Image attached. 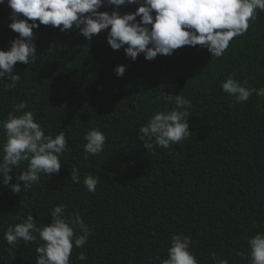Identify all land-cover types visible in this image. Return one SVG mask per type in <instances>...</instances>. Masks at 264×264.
I'll use <instances>...</instances> for the list:
<instances>
[{"label": "trees", "instance_id": "16d2710c", "mask_svg": "<svg viewBox=\"0 0 264 264\" xmlns=\"http://www.w3.org/2000/svg\"><path fill=\"white\" fill-rule=\"evenodd\" d=\"M11 11L6 2L0 5L3 50L19 35L8 27ZM33 31L36 61L17 62L15 88H6L8 78L0 80V120L25 102L45 134L65 133L68 151L59 173L41 174L29 190L11 191L27 161L12 167L7 186L0 182V264H36L43 243L38 234L13 248L4 233L21 222L17 216L32 215L37 227L50 224L60 204L66 218L79 214L91 233L82 248L74 246L70 264H161L178 234L191 236L199 264H216L213 256L251 264L247 241L264 233V12L219 58L203 46H183L171 56L148 61L141 53L133 61L124 48L111 49L106 32L89 41L75 28ZM118 65L126 66L122 77L114 71ZM229 76L255 89L247 101L223 92ZM177 95L190 101L179 110L187 111L192 134L170 149L147 151L139 128L172 110ZM92 128L106 143L85 159L84 135ZM4 142L0 130V149ZM87 174L99 179L94 193L84 186ZM81 252L86 261L78 259Z\"/></svg>", "mask_w": 264, "mask_h": 264}, {"label": "clouds", "instance_id": "9594fccd", "mask_svg": "<svg viewBox=\"0 0 264 264\" xmlns=\"http://www.w3.org/2000/svg\"><path fill=\"white\" fill-rule=\"evenodd\" d=\"M12 10L8 27L18 33L10 41L7 50L0 49V80L8 78L6 88H15L21 77L13 74L17 62L33 63L37 59L34 29L41 25L58 28L61 32L73 28L91 41L94 35L107 33V43L113 50L124 48L125 54L135 61L143 53L151 61L158 55L171 56L174 50L183 46H203L214 57H222L235 37L244 35L255 20L258 12H264V0H0ZM136 5L135 11L123 12L122 6ZM102 8H111V11ZM139 18V19H138ZM118 77L126 71L125 65L115 70ZM246 84V82H245ZM223 92L234 96L235 102L249 99L255 89L229 76L222 82ZM175 107L170 111L157 112L139 128L140 140L147 151L157 146L170 149L173 144L187 139L189 130L187 111H181L190 101L177 95ZM164 100L173 96L164 95ZM25 102L14 105L6 119L0 120L5 142L0 157V182L7 186L13 176L12 167H20L27 161V168L11 185V191L19 194L39 183L41 174L51 176L59 173L61 157L68 151V141L63 131L55 136L45 134L33 111ZM14 113H20L16 115ZM85 159L99 155L105 146L106 136L98 128H92L84 135ZM73 182H79V173L72 170ZM23 184L21 185V183ZM99 179L92 174L84 178L85 188L94 193ZM65 205L54 207L52 222L37 227L35 218L26 219L9 226L4 239L15 248L18 242L25 244L36 241L37 235L43 243L36 248V264H70L74 246L82 248L91 235L83 218L76 214L69 220L64 216ZM35 233V234H34ZM189 235H173L166 259L161 264H199ZM251 264H264V233L258 232L247 241ZM78 259L86 261L81 252ZM216 264H229L227 259H217Z\"/></svg>", "mask_w": 264, "mask_h": 264}]
</instances>
